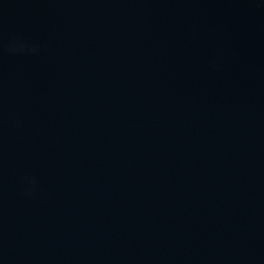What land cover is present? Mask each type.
<instances>
[{
  "label": "water",
  "instance_id": "obj_1",
  "mask_svg": "<svg viewBox=\"0 0 264 264\" xmlns=\"http://www.w3.org/2000/svg\"><path fill=\"white\" fill-rule=\"evenodd\" d=\"M0 264H264V0H0Z\"/></svg>",
  "mask_w": 264,
  "mask_h": 264
}]
</instances>
